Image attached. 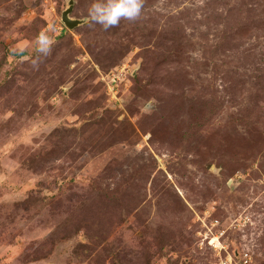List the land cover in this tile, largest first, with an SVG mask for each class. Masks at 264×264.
<instances>
[{
  "label": "rangeland",
  "instance_id": "obj_1",
  "mask_svg": "<svg viewBox=\"0 0 264 264\" xmlns=\"http://www.w3.org/2000/svg\"><path fill=\"white\" fill-rule=\"evenodd\" d=\"M66 2L0 0V264H264V0Z\"/></svg>",
  "mask_w": 264,
  "mask_h": 264
},
{
  "label": "clouds",
  "instance_id": "obj_2",
  "mask_svg": "<svg viewBox=\"0 0 264 264\" xmlns=\"http://www.w3.org/2000/svg\"><path fill=\"white\" fill-rule=\"evenodd\" d=\"M143 0H92L85 22L99 24L103 29L116 26L121 18L135 20L141 15ZM52 38L44 31L36 37L37 51L47 53Z\"/></svg>",
  "mask_w": 264,
  "mask_h": 264
},
{
  "label": "water",
  "instance_id": "obj_3",
  "mask_svg": "<svg viewBox=\"0 0 264 264\" xmlns=\"http://www.w3.org/2000/svg\"><path fill=\"white\" fill-rule=\"evenodd\" d=\"M72 7H73V0H67L65 8L63 9V11H61L60 14V21L68 29H73L74 27L84 22L83 19H75L69 17V13L72 10Z\"/></svg>",
  "mask_w": 264,
  "mask_h": 264
}]
</instances>
